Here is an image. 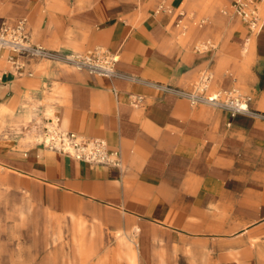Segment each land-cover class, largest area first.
Here are the masks:
<instances>
[{"label": "crops", "instance_id": "1", "mask_svg": "<svg viewBox=\"0 0 264 264\" xmlns=\"http://www.w3.org/2000/svg\"><path fill=\"white\" fill-rule=\"evenodd\" d=\"M237 1L0 0V22L26 19L36 44L120 57L110 78L1 54L0 165L39 182L66 212L87 202L128 215L137 250L117 230L122 264L163 248L192 264H254L264 253V118L159 87L188 90L210 71L213 90L249 95L251 110L264 113V26L251 32ZM256 4L261 13L264 0ZM197 13L206 22L181 41L177 27ZM131 93L144 96L140 107ZM56 129L105 139L120 165L49 149L43 141ZM86 237L97 238L95 227Z\"/></svg>", "mask_w": 264, "mask_h": 264}, {"label": "rangeland", "instance_id": "2", "mask_svg": "<svg viewBox=\"0 0 264 264\" xmlns=\"http://www.w3.org/2000/svg\"><path fill=\"white\" fill-rule=\"evenodd\" d=\"M261 14L264 15L263 9ZM206 17L200 13L184 18L176 30L178 38L183 42L191 40ZM195 44L199 49L206 48L203 42ZM251 44L246 46L249 52ZM214 87H219L216 81ZM71 214L86 223V235L92 227L96 230V239L86 237L81 256L73 251ZM117 230L133 237L137 250L134 225L128 215L87 202L76 204L72 213L66 212L39 182L0 165V264H122L117 253ZM58 231L62 238L53 242ZM180 257L163 248L151 260L141 259L139 264H192L180 261ZM174 258L178 262H173ZM254 264H264V253L256 256Z\"/></svg>", "mask_w": 264, "mask_h": 264}, {"label": "built area", "instance_id": "3", "mask_svg": "<svg viewBox=\"0 0 264 264\" xmlns=\"http://www.w3.org/2000/svg\"><path fill=\"white\" fill-rule=\"evenodd\" d=\"M257 0H239L235 3L236 10L246 23L251 32L259 33L264 26V19L256 4ZM180 23V22H179ZM5 52L21 56L50 59L66 62L78 70L87 71L92 75L103 77L118 76L117 63L119 54L102 49H94L84 53H62L49 49L32 41L27 27V20L20 19L16 23L7 20L0 22V55ZM16 67H19L16 57L10 58ZM213 74L205 71L200 79L193 84L191 89L177 90L172 87H160L188 98L193 104H207L216 108L229 110L233 115L245 113L260 115L250 108L252 97L240 93L235 89H212ZM131 103L140 107L144 102V96L131 93ZM50 139L45 137L43 143L49 149L58 150L64 154L74 156L94 165H120L118 153L110 152L107 141L99 137H85L75 132L53 130Z\"/></svg>", "mask_w": 264, "mask_h": 264}, {"label": "bare ground", "instance_id": "4", "mask_svg": "<svg viewBox=\"0 0 264 264\" xmlns=\"http://www.w3.org/2000/svg\"><path fill=\"white\" fill-rule=\"evenodd\" d=\"M195 4V3H194ZM196 5V4H195ZM193 6V5H192ZM191 7V6H190ZM181 10V9H180ZM160 12V11H159ZM205 12V11H204ZM159 14V13H158ZM198 14V13H197ZM193 16V15H192ZM202 17V16H200ZM163 20V19H162ZM193 20V19H192ZM159 25V24H158ZM184 26V25H183ZM222 39V38H221ZM189 41V40H188ZM187 43V42H186ZM203 51V50H202ZM243 54V53H242ZM234 62V61H233ZM118 65V64H117ZM222 65V64H221ZM219 67V66H218ZM219 73V72H218ZM214 79V78H213ZM214 82V81H213ZM260 95V94H259ZM196 105V104H195ZM17 108V107H16ZM7 109L2 106L0 108V116L3 117V112ZM54 110V109H53ZM7 113V112H6ZM66 118V117H65ZM21 120V118H20ZM18 123V122H17ZM65 123V121H64ZM65 125V124H64ZM64 127V126H63ZM53 128V127H52ZM55 129V128H54ZM82 131V130H81ZM48 139H50V136H48ZM111 147V146H109ZM17 169V168H16ZM72 218V224L74 226L73 236L72 240L74 241L75 246L73 247V251L76 253V256H81L84 250V245H86V223L83 222L80 219H77V217L74 214H71ZM62 238L61 231H58L53 236V242H56L57 239ZM72 251V252H73ZM80 259V258H79ZM130 264H138L137 256L134 252L130 255Z\"/></svg>", "mask_w": 264, "mask_h": 264}]
</instances>
